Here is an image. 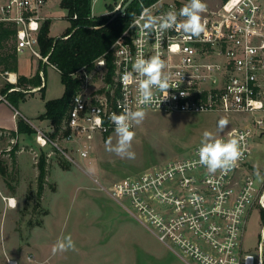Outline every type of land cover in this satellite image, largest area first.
<instances>
[{
    "label": "built area",
    "instance_id": "1",
    "mask_svg": "<svg viewBox=\"0 0 264 264\" xmlns=\"http://www.w3.org/2000/svg\"><path fill=\"white\" fill-rule=\"evenodd\" d=\"M50 1L0 0V21L16 25L18 51L29 50L55 67L48 55L41 53L39 44L44 21L41 11ZM187 3L188 0L140 1L141 9L111 46L112 81L104 79L109 71L104 57L95 60L94 71L79 70L82 84L72 99L65 125L69 133L64 138L75 145L81 158H87L96 137L114 131L111 115L120 114L125 108L217 112L228 117L234 113L250 114L251 121L237 122L219 134L225 141L236 138L243 151L236 166L227 172L210 174L199 163V143L183 154L108 186L94 180L188 264H263V245L259 244L256 256L245 251L242 242L252 207L258 204L264 211V181L257 183L248 162L253 139L264 135V0H224L215 8L206 4L202 14L206 31L200 37L188 38L182 30L163 34L144 30L146 15L179 13ZM121 5L122 1L118 2L113 11ZM138 55H155L165 61L166 71L172 74L173 88L168 90V99L160 102L167 93L154 89L153 103L141 106L138 81L122 82L123 73L131 71ZM97 118L101 124L96 123ZM35 128L36 140L42 147L51 143L58 146L50 137L52 129ZM261 233L264 236V223Z\"/></svg>",
    "mask_w": 264,
    "mask_h": 264
},
{
    "label": "rangeland",
    "instance_id": "2",
    "mask_svg": "<svg viewBox=\"0 0 264 264\" xmlns=\"http://www.w3.org/2000/svg\"><path fill=\"white\" fill-rule=\"evenodd\" d=\"M223 1L205 0L210 8L218 7ZM60 2L51 0L41 11L50 17L49 33L55 37L62 36L69 25L68 11ZM118 2L120 0H96L92 14L113 15ZM19 57V71L30 74L31 64L38 57L29 50L20 52ZM8 77L7 73L0 75V93L1 89L19 88L11 87L13 82ZM44 78L45 90L34 92L35 87L29 85L25 91L30 92L18 98L15 107L34 127L46 130L47 122L39 116L48 99L63 94L64 85L60 71L50 65ZM15 107H11L13 111ZM145 112L143 122L132 128L136 134L132 143L135 159H122L106 150L109 139L113 144L116 142L114 131L98 135L87 158H81L75 145L62 136L54 139L58 146L51 143L42 147L36 133L12 138L7 130L0 131V167L5 168L4 172L0 169V264H10L12 259L16 264H188L159 241L135 213L100 189L94 179L108 186L137 175L189 151L201 143L205 131L216 133L219 119L229 121L224 133L237 122L251 121L253 116L248 113L228 117L217 112ZM13 119L17 127L16 118ZM42 155L44 175L40 178ZM248 162L249 172L257 183H262L264 135L253 139V153ZM3 195L15 197L16 207H11L8 197L2 198ZM126 205L129 206L127 201ZM263 222V210L258 204L254 205L247 217L242 243L245 251L256 256L259 244L264 248ZM66 236L74 241L75 250L53 254V245Z\"/></svg>",
    "mask_w": 264,
    "mask_h": 264
},
{
    "label": "trees",
    "instance_id": "3",
    "mask_svg": "<svg viewBox=\"0 0 264 264\" xmlns=\"http://www.w3.org/2000/svg\"><path fill=\"white\" fill-rule=\"evenodd\" d=\"M140 1L151 3L154 0H134L124 13L111 20L112 14L109 13L99 16L92 15L93 0H61V6L68 11L66 18L69 25L62 37L56 41V37L49 34L50 20L43 21L39 33L40 50L43 55H48L50 63L60 71L64 85L63 94L60 97L48 99L45 103V111L39 116L51 121L50 137L52 139H57L58 136L65 137L69 133L65 125L72 99L82 84L79 70L85 68L89 72L94 71L96 69L95 60L104 57L109 68L104 79L106 82L112 81L114 66L111 46L129 26L133 16L141 9ZM110 10H113V7ZM16 32L17 27L14 23L0 21V71L2 73L18 70ZM43 81L40 71L31 77L19 75L17 82L11 84V87L19 88L9 91L1 89V93L15 107L18 98H23L28 93L25 89H28L29 85L40 86L38 90L44 91L46 85ZM8 133L14 138L18 134H34L36 128L24 117L18 116L17 129L8 131ZM44 163L45 158L42 155L40 157V178L44 175ZM0 169L5 171L3 166Z\"/></svg>",
    "mask_w": 264,
    "mask_h": 264
},
{
    "label": "clouds",
    "instance_id": "4",
    "mask_svg": "<svg viewBox=\"0 0 264 264\" xmlns=\"http://www.w3.org/2000/svg\"><path fill=\"white\" fill-rule=\"evenodd\" d=\"M205 11L206 4L203 0H188L179 13L169 11L162 17L146 15L143 28L145 31L155 30L161 34L169 30H182L188 38L200 37L206 31V21L202 20V14ZM178 16L183 19H178ZM166 68L165 61L159 56L144 58L138 55L132 63L131 71H125L121 79L124 84L138 81V103L141 106H148L153 103L154 89L167 93L160 102L169 98L168 90L173 88L170 84L172 74L166 71ZM181 95L184 94L181 93ZM145 116L143 107L137 110L125 108L120 114L113 113L110 120L114 125L116 142L113 144L109 139L105 146L106 150L122 159H135L136 154L132 151V143L136 134L132 128L134 125H140ZM96 123L101 124L102 121L97 118ZM228 125V119L221 118L217 123L216 133L210 131L203 133L198 148L199 163L205 166L210 174H215L218 170L227 172L233 169L243 156L240 143L236 138L226 141L219 138V134L223 133ZM68 250H75V243L70 236L58 239L52 248L53 254Z\"/></svg>",
    "mask_w": 264,
    "mask_h": 264
},
{
    "label": "crops",
    "instance_id": "5",
    "mask_svg": "<svg viewBox=\"0 0 264 264\" xmlns=\"http://www.w3.org/2000/svg\"><path fill=\"white\" fill-rule=\"evenodd\" d=\"M123 2V0H120ZM43 15V14H42ZM44 17V20L46 19H49L50 17H48L46 14L43 15ZM50 35L54 36L52 33H49ZM17 49V48H16ZM18 70L15 72V71H5V72H1L0 71V75H4L7 73V75L9 74V77L8 79L13 82V83H16L17 82V78L19 75H25V76H28V77H31L33 76L37 71H40V74L43 78V84L46 85V79L44 78L46 76V68L48 65L50 64H47L45 63L43 60L39 59L32 62L31 64V67H32V71L30 74L26 75V74H23L19 71V54H20V51H18ZM22 52V51H21ZM51 67L57 69L56 67L50 65ZM43 68H45L43 70ZM58 70V69H57ZM15 74V79L13 80L12 78V74ZM46 87V86H45ZM40 88V86H36L34 88V92L37 91L38 89ZM27 92H30V91H27ZM14 109V106L8 102V100L4 97V95H2L0 93V130H7V131H12V130H16L17 127L15 126V123L13 120L14 117L16 118V122H17V119H18V116H22L24 117L27 121H29V118L27 116H25L24 114L21 113V111H18V109L15 108V111L12 110V108ZM5 109V110H4ZM45 111V110H44ZM44 121L47 122V126L45 127L46 130H50L52 129V124H51V121L48 119V118H44ZM30 122V121H29ZM31 123V122H30ZM15 127V128H14ZM13 128V129H12ZM13 197L11 195H3L2 198H7V197Z\"/></svg>",
    "mask_w": 264,
    "mask_h": 264
},
{
    "label": "water",
    "instance_id": "6",
    "mask_svg": "<svg viewBox=\"0 0 264 264\" xmlns=\"http://www.w3.org/2000/svg\"><path fill=\"white\" fill-rule=\"evenodd\" d=\"M134 0H126L119 9L115 11V13L111 16V20L117 17L119 14H122L125 12V10L128 8V6L133 2ZM62 36H57L55 38V41L58 40Z\"/></svg>",
    "mask_w": 264,
    "mask_h": 264
},
{
    "label": "bare ground",
    "instance_id": "7",
    "mask_svg": "<svg viewBox=\"0 0 264 264\" xmlns=\"http://www.w3.org/2000/svg\"><path fill=\"white\" fill-rule=\"evenodd\" d=\"M12 78H13V80L15 79V74L13 73L12 74ZM7 200H8V204L11 206V207H16V199H15V197H8L7 198ZM10 262V264H16V261L15 260H11V261H9Z\"/></svg>",
    "mask_w": 264,
    "mask_h": 264
}]
</instances>
